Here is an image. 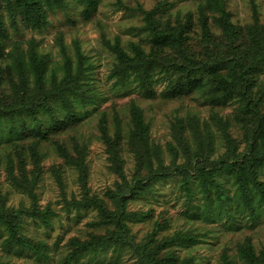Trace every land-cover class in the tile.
<instances>
[{"label":"trees","instance_id":"obj_1","mask_svg":"<svg viewBox=\"0 0 264 264\" xmlns=\"http://www.w3.org/2000/svg\"><path fill=\"white\" fill-rule=\"evenodd\" d=\"M75 1L81 5L80 14L85 20L93 16L99 4V0ZM70 4L69 0H0V148L4 149L0 152V168L3 167L10 186L23 190L32 200L29 207L23 204L15 208L8 206V191H2L0 187V225L6 231V248H15L18 253L29 250L37 259L48 257L45 244L27 236L21 221L24 216H29L48 225L49 215L53 213L50 206L42 209L35 202L40 163L45 156L42 144L51 143L58 155L78 170L83 181L87 173L85 143L74 136L67 143L57 135L75 127L85 114L80 109L96 103L99 94L90 82L92 63L80 49L78 41H74V55H71L61 38L58 39L60 60L57 70L50 56L38 50L39 41L34 37L24 41L9 40V33H18L21 28L40 30L49 23L50 13L56 10L66 12ZM226 6V0H198L195 14L178 10L172 14L168 0H159L152 8L139 6L135 9L141 14V23L135 28L147 39L148 50L132 42L131 52H128L117 35L113 40L103 36L102 42L117 60L113 75H117L118 81L125 86V79L134 73L144 97L156 96L150 80L157 74L166 81L158 93L165 99L197 92L213 106L238 100L235 118L236 124L244 130V149L239 150L241 141L230 132L231 122L228 126L222 125V117L213 112V119L222 130L225 151L212 158L207 138L205 142L201 141L199 151L190 153L181 136L185 128L197 129L194 122L197 119L188 120L186 124L184 118H176L172 126L187 159L185 164L176 165L171 175L182 176L187 208L193 206L192 182L197 180L205 206L215 202L214 206L228 211L227 205L233 203L241 209H248L254 216L257 207L264 206V177L261 175L264 169V83L258 82V74L264 67V21L260 20L253 5L252 21L239 25L232 21V13ZM211 25L219 32L214 33ZM194 27L200 30L197 41L200 47L192 50L190 33ZM167 50L170 52L165 54ZM171 53L175 59H171ZM101 115L98 120L100 139L111 161L121 168L120 118L114 113L111 133L107 116ZM127 123L128 144L139 159V166H144L147 171L141 176L139 170L133 182L125 181L109 192L114 204L112 211L100 197L85 192L81 198H76L74 193L67 198L62 191L66 211L96 207L101 218L99 224L106 232H92L83 240L73 237L61 262L73 264L88 251L127 243L137 252V264H195L192 255L178 260L172 250L165 252L172 245L187 246L195 239L196 233L191 229L157 236L168 225V221L162 218L154 221V232L141 244L135 243L129 235L130 221L142 215L127 210L126 201L136 198L144 189H150L152 182L159 178V169L152 166L155 159L160 168L163 165L159 147L150 140L143 108L134 100L129 103ZM199 141L195 140L196 146ZM203 144L208 149H203ZM29 164L31 168H28ZM54 174L61 183L60 172L56 170ZM221 175L231 176L232 194L230 187L218 179ZM238 253L246 264H264V247L256 252L249 240L238 244ZM0 264L24 263L0 259ZM219 264H232L225 251L220 255Z\"/></svg>","mask_w":264,"mask_h":264},{"label":"rangeland","instance_id":"obj_2","mask_svg":"<svg viewBox=\"0 0 264 264\" xmlns=\"http://www.w3.org/2000/svg\"><path fill=\"white\" fill-rule=\"evenodd\" d=\"M159 0H99L96 12L89 20H85L81 14V5L75 0H69L71 4L64 12L56 10L49 14V23L40 30L21 28L20 32L10 31L9 40L24 41L34 37L39 41L38 50L50 56L51 62L59 70L60 60L58 39L67 46L71 55H74V41H78L80 49L88 56L92 63L90 82L99 94L98 100L92 105L82 107L84 112L82 119L77 125L67 131L60 132L57 136L60 140L69 143L71 136L76 137L86 145L85 163L87 173L82 181L78 170L58 155L53 145L44 142L40 167L41 174L36 188V206L44 209L47 205L53 210L49 215V224L44 225L39 220L29 216L22 219L23 232L29 236L42 240L47 258H35L29 250L21 253L15 248H6L4 239L6 231L0 225V259L21 262L24 264H62L61 257L68 251V242L73 237L79 239L88 238L90 233H105L106 229L100 225L101 218L96 207L65 210L62 191L70 198L74 193L76 198H81L85 192L90 196L103 199L109 211L114 209L109 198V192L115 191L116 187L123 185L125 181H134L136 172L142 174L146 168L139 166V159L132 152L128 144L127 127L129 121V103L134 100L143 108L144 117L149 124V136L151 142L159 147L160 163L155 159L153 168L159 169V178L152 182L150 189L139 192L136 198L126 201L127 210L141 213V217L130 221L129 235L135 243L141 244L143 240L153 233L154 221L165 218L167 227L160 231L162 234L172 235L177 231L191 229L196 233L195 239L189 241L187 246L178 244L165 249V252L173 251L178 260L186 256H194L195 264H219L220 255L225 251L231 258L232 264H246L238 253V244L249 240L258 252L264 247V206L257 207L254 216L248 209H241L235 204L227 205L228 211H223L211 202L209 207L203 203L202 193L197 180L192 182L194 187L193 206L186 207L187 195L181 185L180 174H173L176 165L186 162L184 149L175 136L173 122L176 118L188 120L197 119L194 122L197 129L188 127L184 129V145L188 152L199 151L201 141L209 138L210 156L216 158L225 151V140L220 126L213 119V112L222 117V125L231 122L230 132L239 139V150L245 147L244 130L236 124L238 100H232L225 105H210L199 97L197 92L184 95L180 98H162L159 92L165 87L166 81L160 75L152 77V86L156 90L154 98L142 96L143 89L139 86L137 78L130 74L122 86L118 76L113 75L115 68V55L103 44L102 37L113 40L117 35L122 46L131 52L130 43H139L145 50L149 44L143 33L137 31L135 26L141 23V14L135 11L137 7L144 9L152 8ZM226 8L231 11V19L239 25H247L253 19V5L261 21H264V0H226ZM198 0H168L169 11L174 14L176 10L181 13L191 11L195 14ZM67 13V14H66ZM211 30L218 33L219 29L211 25ZM200 36L198 27L190 33L191 49H199L197 41ZM25 45V43H24ZM170 51L167 50L165 54ZM171 53V59H175ZM61 74L60 71H58ZM117 82V83H116ZM258 82L264 83V67L258 74ZM118 113L122 126L121 168L115 166L107 153L105 144L99 136V117L105 114L109 123V131L113 132V115ZM190 118V119H189ZM184 123V125L186 126ZM184 126V127H185ZM229 131V128H228ZM114 136V134H113ZM200 139L197 143L195 140ZM212 142V146H211ZM203 143V142H202ZM203 149H208L203 144ZM4 149L0 148V152ZM31 168V165H28ZM161 169L163 174L161 173ZM60 172L61 183L56 178L54 171ZM121 173V174H119ZM167 173V174H165ZM139 175V174H138ZM264 177V169L261 170ZM227 187L231 194L232 178L228 175L218 177ZM0 187L2 191H8L6 204L18 207L31 205V198L23 190L12 188L6 180V174L0 168ZM213 203V204H212ZM137 252L129 244H117L106 249H97L82 254L73 264H137ZM174 264V263H168Z\"/></svg>","mask_w":264,"mask_h":264}]
</instances>
